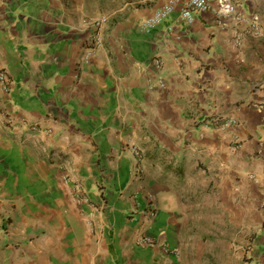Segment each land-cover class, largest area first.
Masks as SVG:
<instances>
[{"label":"crops","instance_id":"obj_1","mask_svg":"<svg viewBox=\"0 0 264 264\" xmlns=\"http://www.w3.org/2000/svg\"><path fill=\"white\" fill-rule=\"evenodd\" d=\"M167 1L0 0V264H184L207 215L229 225L222 264H264V0L145 28Z\"/></svg>","mask_w":264,"mask_h":264},{"label":"built area","instance_id":"obj_2","mask_svg":"<svg viewBox=\"0 0 264 264\" xmlns=\"http://www.w3.org/2000/svg\"><path fill=\"white\" fill-rule=\"evenodd\" d=\"M216 2V13H217V21L219 24L223 25L227 19H233L237 23L243 22L244 17L241 16L238 12L237 3L235 0H186L184 4H181L180 0H168L161 9H159L152 17L146 20L145 28L155 27L157 26L163 19L172 14L178 6L180 7L179 20L190 22L193 20L194 12H203L208 10L213 2ZM107 17L101 16L93 21V25L95 26V34L93 36V40L91 43L85 48V51L82 55V61L84 63H89L94 53L102 47V29L103 24L106 22ZM224 26V25H223ZM260 33V25L256 20H252L247 24L242 31L236 34L234 45L240 46L242 44V40L245 34L250 35H258ZM153 63L157 71H160L163 68L164 60L162 56L155 55L153 58ZM11 78L5 68L0 67V91L8 93L11 89ZM157 84L160 86H165V81L163 78H158ZM11 122V120H9ZM236 123V119L233 117H225L220 118L215 121V124L220 129H225L231 125ZM35 128V126H32ZM133 153L137 157L138 160L142 157L141 151L139 149H134ZM252 178H255L251 175ZM76 198L79 201H86L87 198L81 196L79 186L75 187ZM152 200V197L150 196ZM150 214L154 216L156 214L155 207L152 206L150 209ZM264 227V226H263ZM138 243L147 247H157L162 252L166 254H172L176 257L179 256V251L177 248L172 247L167 240L161 239L159 237L151 236V235H141L138 238Z\"/></svg>","mask_w":264,"mask_h":264},{"label":"rangeland","instance_id":"obj_3","mask_svg":"<svg viewBox=\"0 0 264 264\" xmlns=\"http://www.w3.org/2000/svg\"><path fill=\"white\" fill-rule=\"evenodd\" d=\"M210 210V209H207ZM221 218L208 217L204 223L195 222V230L184 246V264H222L228 255L233 240L228 233V224ZM204 230V232H202ZM193 233L196 236H193ZM239 241V238H238Z\"/></svg>","mask_w":264,"mask_h":264}]
</instances>
